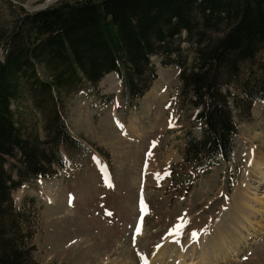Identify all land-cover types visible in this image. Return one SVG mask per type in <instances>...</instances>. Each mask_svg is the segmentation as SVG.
<instances>
[{"label":"trees","instance_id":"1","mask_svg":"<svg viewBox=\"0 0 264 264\" xmlns=\"http://www.w3.org/2000/svg\"><path fill=\"white\" fill-rule=\"evenodd\" d=\"M1 32L0 264H37L35 217L16 208L11 194L90 155L65 125L61 96L95 89L114 74L133 106L156 79V56L163 68L179 71L180 96L190 95L198 110L192 121L200 137L188 130L183 153L195 173L233 159L238 131L229 89L240 92L238 110L264 103V62L256 61L264 56V0L62 1L23 12L7 35ZM34 112L42 118L39 131L27 127Z\"/></svg>","mask_w":264,"mask_h":264},{"label":"rangeland","instance_id":"2","mask_svg":"<svg viewBox=\"0 0 264 264\" xmlns=\"http://www.w3.org/2000/svg\"><path fill=\"white\" fill-rule=\"evenodd\" d=\"M62 1L76 0H0L1 33L7 35L23 12L35 13ZM193 58L187 54L188 67ZM0 59L4 62L1 46ZM256 61L264 62V56ZM151 62L156 79L133 106L124 100L114 75L105 76L95 89L61 96L69 132L91 152L53 180H31L12 193L15 205L35 217L37 264H156L168 244L177 245L180 259L171 257L166 264H203L199 244L229 218L235 192L242 193L244 204L264 212V182L250 172L249 164L257 158L264 161V105L238 110L233 102L240 92L236 86L229 89L238 131L234 158L191 176L183 153L185 133L200 136L192 121L197 109L190 105V95L179 96L178 70L163 68L156 56ZM29 119L27 127L39 131L41 116L34 112ZM12 163L8 160L7 166ZM262 214L246 216L253 222L254 236H246L241 251L228 254L220 264H264ZM205 252L216 264L211 252ZM219 253L218 259L223 255Z\"/></svg>","mask_w":264,"mask_h":264},{"label":"bare ground","instance_id":"3","mask_svg":"<svg viewBox=\"0 0 264 264\" xmlns=\"http://www.w3.org/2000/svg\"><path fill=\"white\" fill-rule=\"evenodd\" d=\"M249 164L251 165L250 172L254 171L255 174H259L260 176L258 177L256 176V177L259 179L260 182H264V174H263L264 170H262L264 168V161L257 158V159H252L249 162ZM247 175L249 176L250 173ZM237 192L234 193L232 199L233 207L229 210V215H230L228 216L229 218L223 219L221 222H218L216 224L213 235L204 237L201 243L199 244L201 246V249L204 250L200 256L202 259L201 261H203V264L212 263V260L209 262L208 255L205 251L207 250L210 251L211 256L212 258H214L216 264H220L221 263L220 261L227 259L228 254L231 255L237 254L241 251V247L248 241L246 236L249 237L254 236L255 230H253L252 227L253 222L251 220H246L245 218L248 215H250L251 217V215L254 214H260L261 216H263L262 213L264 212H260L259 210H254L253 207L248 206V204L246 203L244 204L243 200H241V197L243 196L242 193L240 192L238 194ZM260 203H262V206L264 205L263 201H260ZM243 222L244 224H246L244 227L242 225ZM143 224H144L143 220H141L138 226V235H142ZM245 233H247V235H244ZM135 240H137V238H135ZM176 252H177V245L168 244L167 250L164 253H159V256L157 255L155 259V263L166 264L168 262L167 260H169V258L174 256L176 257L177 260L180 259L179 256H176L177 255ZM219 252H221L223 255L218 259L217 255ZM221 253H219V255Z\"/></svg>","mask_w":264,"mask_h":264},{"label":"water","instance_id":"4","mask_svg":"<svg viewBox=\"0 0 264 264\" xmlns=\"http://www.w3.org/2000/svg\"><path fill=\"white\" fill-rule=\"evenodd\" d=\"M1 65H3V61L0 59V67H1Z\"/></svg>","mask_w":264,"mask_h":264}]
</instances>
